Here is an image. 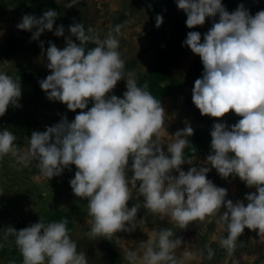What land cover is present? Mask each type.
<instances>
[{
	"label": "clouds",
	"instance_id": "clouds-1",
	"mask_svg": "<svg viewBox=\"0 0 264 264\" xmlns=\"http://www.w3.org/2000/svg\"><path fill=\"white\" fill-rule=\"evenodd\" d=\"M72 3L69 0L67 7ZM176 4L186 12L190 28L219 15L203 39L199 31H190L183 41L204 65L192 89L195 105L204 115L220 118L234 110L241 117L230 127L220 120L213 123L212 151L206 159L196 166L185 158L194 134L190 122L172 134L165 151L160 132L166 110L161 100L147 84L139 86L125 72L114 35L101 39L81 22L68 26L79 43L71 36L63 48L49 43L46 56L51 71L40 85L49 99L65 103L70 110H86L77 112L73 120L64 118L43 131H32L25 157L38 161L41 175L48 178L76 166L69 183L77 197L88 200L92 235L134 227L139 205L129 207L128 202L136 189L146 208L170 214L181 227L219 212L218 223L226 224L228 231L221 243L232 248L246 228L264 232V9L253 15L240 5L230 12L223 0H176ZM59 15L51 8L41 16L24 14L17 27L35 29L33 36L38 38L53 30ZM162 22L163 16L157 14V26ZM120 29L117 24L115 31ZM64 33L63 24L56 27L57 36ZM89 41L95 46L87 47ZM123 78L127 90L120 97L112 90ZM21 96L20 79L0 70V116L9 106H21ZM16 139L8 127H0V155L15 150ZM185 163L192 165L187 171L182 167ZM212 167L222 177L238 176L249 187L255 186L256 191L245 194L247 203L227 198L228 189L208 177ZM67 223V217L47 223L40 218L19 230L6 226L0 233L14 236L23 264H88ZM152 231L143 241L142 264H179L173 250L182 241L173 238L170 228ZM127 258L135 264L138 254L129 250Z\"/></svg>",
	"mask_w": 264,
	"mask_h": 264
},
{
	"label": "rangeland",
	"instance_id": "rangeland-1",
	"mask_svg": "<svg viewBox=\"0 0 264 264\" xmlns=\"http://www.w3.org/2000/svg\"><path fill=\"white\" fill-rule=\"evenodd\" d=\"M252 1L264 8V0ZM68 4L69 0H0V43L15 33L22 46L20 54L0 60V70L19 78L22 86L21 106L8 109L0 116V127H8L17 136L15 150L0 155V230L13 222L18 223L19 228L26 227L33 215L54 209L68 210L79 199L69 183L75 175L76 166L65 168L61 175L48 178L41 175L38 161L25 157L32 131H43L46 126L54 125L64 118L73 120L77 112L86 110H70L65 103L49 99L40 85V81L51 71L47 67L46 56L49 43L54 42L60 48L66 46L67 35L55 34L56 27L61 25L58 19L71 21L75 17L81 18L84 25L91 27L101 39L109 33L114 35L119 40L118 48L125 60L124 70L138 83L139 75L146 74L159 61L154 47L173 40L174 33L187 18L186 12L178 8L176 0L163 7L159 13H150L145 0H74L71 7H67ZM49 8L60 13L53 30H45L38 38H34L35 29L29 31L17 27L24 14L41 16ZM157 14L163 16L159 26L156 23ZM215 17L200 31L202 39L215 22ZM117 24L121 25L118 33L115 31ZM198 56L187 47L181 60L170 72V76L184 83L185 88L181 93L166 96L162 100L166 113L165 127L160 137L165 144V151L167 143L174 139L172 134L185 127L186 122H190L194 129L200 126L212 129L217 120L227 123L230 119L238 121L241 118L234 110L220 118L207 117L195 105L192 89L199 77L188 78L187 73ZM23 72L30 75L31 79L24 80ZM126 90L127 82L123 78L112 93L122 97ZM91 106L90 100L88 107ZM206 157L205 154L196 155L190 163L199 166ZM191 166L189 163L182 165L185 171ZM173 174L178 175L175 170ZM128 175H132L131 169ZM208 177L217 186L226 187L227 198L233 201L245 199L246 193L256 191L255 186L249 187L239 177H222L214 167ZM242 181L245 183L244 188L241 186ZM135 203L139 208L134 227L130 225V230L121 229L108 235L90 234L93 221L86 204L69 234L77 242L78 251L86 253L88 264H133L127 258L129 250H135L138 254L135 264H142L139 257L143 253V241L153 235V229L158 232L161 228L172 229L173 238L182 241L173 250L179 264H264V232L246 228L235 245L229 248L221 243L228 231L226 224L218 223L219 212L203 219L197 218L181 227L170 214L146 208L143 195L133 189L128 205L131 207ZM4 237L5 234L0 233V247ZM3 260L0 258V264Z\"/></svg>",
	"mask_w": 264,
	"mask_h": 264
},
{
	"label": "trees",
	"instance_id": "trees-1",
	"mask_svg": "<svg viewBox=\"0 0 264 264\" xmlns=\"http://www.w3.org/2000/svg\"><path fill=\"white\" fill-rule=\"evenodd\" d=\"M147 2V10L150 13H159L163 7L170 5L174 0H145ZM223 3L228 11H234L240 5H243L246 9L250 11L251 14L255 13L262 7H258L252 0H223ZM187 19V18H186ZM213 17L206 18V21L203 25H197L193 28H190L186 24V20L178 27L176 34L173 35V40L167 44L158 45L154 47L155 54L159 57V61L152 65L146 74L139 75L138 85L144 86L147 84L148 90L156 96L158 99L162 100L166 96L176 95L181 93L185 84L181 83L178 79L171 77L170 72L172 68L181 60L182 53L186 49L187 45L183 41L187 38V34L190 31H201L203 27L212 21ZM215 21H218L219 15L215 18ZM60 24H63L65 27V34L67 37L71 36L73 40H76L79 43V40L71 34L68 26L75 22L83 23L81 18L75 17L71 21L63 18H59ZM84 24V23H83ZM85 29L87 30V26ZM94 42L89 41L87 47H93ZM22 51V46L15 33H11L7 38L0 43V60L8 59L11 56L18 55ZM204 65L200 56L196 59L193 65L190 67L187 77L196 78L203 75ZM24 80L31 79V76L22 73ZM17 108L15 106H9L8 109ZM207 117L210 115H206ZM237 120L230 119L227 124L229 127L234 124ZM211 129L204 126H200L197 129H194V134L189 137L192 143L187 145L184 150V155L187 160H190L196 156L205 154L208 155L211 151ZM195 147V151H192V148ZM131 164V160L129 161ZM184 165H188L185 163ZM72 166H75L74 164ZM238 176H231L229 178H235ZM241 186L244 188L245 183L242 181ZM241 193H245L244 190ZM234 198V197H232ZM88 203L87 198H79L74 205L68 210L65 209H54L46 212H39L29 218V224L38 222L40 218H43L44 222H51L54 220H60L64 217H67L68 223L67 227L69 230L74 228L75 219L82 212L83 208ZM11 226H14L19 230L18 223H11ZM0 258H3L1 264H10L11 261H15V264H23V256L20 252L18 245L15 243V238L11 234L5 235L3 243L0 247Z\"/></svg>",
	"mask_w": 264,
	"mask_h": 264
}]
</instances>
